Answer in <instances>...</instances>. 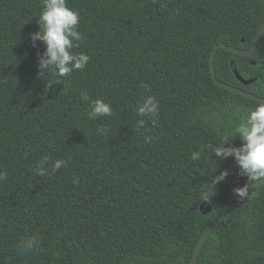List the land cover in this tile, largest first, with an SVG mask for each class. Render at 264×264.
<instances>
[{
  "label": "trees",
  "instance_id": "trees-1",
  "mask_svg": "<svg viewBox=\"0 0 264 264\" xmlns=\"http://www.w3.org/2000/svg\"><path fill=\"white\" fill-rule=\"evenodd\" d=\"M42 2L0 0V264H191L203 231L246 183L233 157L221 161L208 146L259 103L214 82L211 52L221 42L249 49L264 0H67L81 18L74 51L90 59L43 79L45 46L29 36ZM214 70L264 98V32L250 56L218 48ZM234 70L254 80L242 84ZM149 95L159 114L140 117L134 108ZM95 99L113 115L89 119ZM45 157L68 163L40 176ZM196 264H264V184L233 198Z\"/></svg>",
  "mask_w": 264,
  "mask_h": 264
},
{
  "label": "clouds",
  "instance_id": "clouds-1",
  "mask_svg": "<svg viewBox=\"0 0 264 264\" xmlns=\"http://www.w3.org/2000/svg\"><path fill=\"white\" fill-rule=\"evenodd\" d=\"M80 20L79 12L68 7L67 0H43L38 18L39 30L29 34L33 47H36L37 41L43 42L45 46L42 52H38L37 64L40 70L38 77L43 79L50 71L54 76L64 77L74 70H82L86 67L90 57L85 53L74 51L79 46L78 42L82 40V34L78 30ZM81 98L85 101L89 99L86 92L81 94ZM89 107L87 113L89 119L95 120L113 115L110 103L102 99L93 100ZM134 111L140 117H156L159 114V102L154 96L149 95L135 106ZM143 123V120L139 121L141 126ZM97 132L105 133L106 129L101 127ZM237 136L240 140L238 146L230 143ZM145 139L150 141L152 138L146 136ZM208 147L211 148L213 156L221 161L228 157L234 158L240 170L239 174L246 177V183L234 191L240 200L246 198L251 186L258 181H264V102L257 103L254 109L249 110L239 119L230 138L224 137L219 144ZM203 151L201 149L193 152L191 159L200 160ZM67 163L65 159H55L49 163L48 158L45 157L35 166V170L38 175L44 176L49 168L51 173H54L66 167ZM227 175L228 170L225 169L219 175H214L210 183L206 182L208 188L202 200H209L216 185ZM6 179L7 172L0 171V181ZM31 247L32 245L29 244L28 248Z\"/></svg>",
  "mask_w": 264,
  "mask_h": 264
},
{
  "label": "water",
  "instance_id": "water-1",
  "mask_svg": "<svg viewBox=\"0 0 264 264\" xmlns=\"http://www.w3.org/2000/svg\"><path fill=\"white\" fill-rule=\"evenodd\" d=\"M264 32V22L263 24L260 26L259 30L257 31V33L255 34L254 36V39H253V43L251 45V47L247 50H243V49H239V48H236V47H233V46H229V45H226L224 43H218L216 44L213 49H212V52H211V56H210V69H211V76H212V79L214 80V82L223 87V88H226L228 90H231V91H234V92H237V93H240L242 95H245V96H248L252 99H255V100H258L259 102H264V98L258 96V95H255L251 92H248V91H245L243 89H240L238 87H235V86H232V85H229L227 83H224L220 80H218L216 78V75H215V70H214V55L217 51L218 48L220 47H223L225 50H228V51H231V52H235L237 54H241V55H245V56H250L252 54V52L254 51L255 47H256V44L259 40V38L261 37V35L263 34ZM235 72V75L237 77V79L242 83V84H248V83H251L254 79H245L243 78L238 72L237 70H234ZM261 184H264V181L260 182H256V184H254L253 186H251L250 188L252 187H255V186H258V185H261ZM249 188V189H250ZM236 196V193L235 191L232 192L228 198L226 199L225 201V204L221 210V212L219 213V215L216 217V219L203 231V233L201 234V236L199 237L198 241H197V244L195 246V249L193 251V255H192V260H191V264H196V256L198 254V251L204 241V239L207 237V235L218 225V223L221 221V219L224 217L225 213L227 212V209L228 207L230 206L233 198ZM200 211L203 213V214H206L208 212H210L211 210V206L210 204L208 203V201H203L201 202L200 206Z\"/></svg>",
  "mask_w": 264,
  "mask_h": 264
}]
</instances>
